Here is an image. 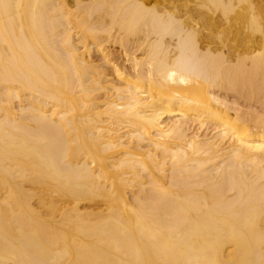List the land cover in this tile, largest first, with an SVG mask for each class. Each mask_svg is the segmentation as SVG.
<instances>
[{
  "label": "bare ground",
  "instance_id": "6f19581e",
  "mask_svg": "<svg viewBox=\"0 0 264 264\" xmlns=\"http://www.w3.org/2000/svg\"><path fill=\"white\" fill-rule=\"evenodd\" d=\"M0 264H264V0H0Z\"/></svg>",
  "mask_w": 264,
  "mask_h": 264
},
{
  "label": "rangeland",
  "instance_id": "374dc122",
  "mask_svg": "<svg viewBox=\"0 0 264 264\" xmlns=\"http://www.w3.org/2000/svg\"><path fill=\"white\" fill-rule=\"evenodd\" d=\"M153 6V1L152 2H148V4L146 5V7L147 8H150V7H152ZM209 33H213V31H210ZM122 54L120 53V51L119 50H116L115 49V51H114V57H115V59L117 60V62H122L123 61V57L121 56ZM135 56L138 58H140L142 55H141V53H136L135 54ZM91 60H96V56H93L92 58H91ZM120 62V63H121ZM126 64V63H125ZM232 95H234L233 93H232ZM238 103H240V104H251L252 103V101H250L249 99H244V98H242V99H240V100H238ZM206 124V123H205ZM191 128H190V132H194V131H196L195 129H197L198 130V125H192V126H190ZM195 128V129H194ZM204 128L206 129V130H204L203 128H202V130H204V131H200V133L202 132L203 134L205 133L206 135H207V137L209 136H211L212 134L211 133H213V132H211L212 130H211V124H208V125H205L204 126ZM193 130V131H192ZM206 131V132H205ZM208 133V134H207ZM97 204V203H96ZM94 205V204H84L83 206H82V208H90V209H96V208H98V206H99V208L98 209H101L102 208V206L100 207V205L99 204H97V205ZM93 205V206H92ZM95 206V207H94ZM97 206V207H96ZM94 209V210H95ZM97 210V209H96Z\"/></svg>",
  "mask_w": 264,
  "mask_h": 264
}]
</instances>
